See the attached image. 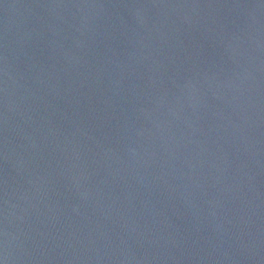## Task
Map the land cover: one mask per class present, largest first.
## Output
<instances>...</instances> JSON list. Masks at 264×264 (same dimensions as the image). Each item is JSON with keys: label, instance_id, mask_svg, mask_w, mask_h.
<instances>
[{"label": "water", "instance_id": "obj_1", "mask_svg": "<svg viewBox=\"0 0 264 264\" xmlns=\"http://www.w3.org/2000/svg\"><path fill=\"white\" fill-rule=\"evenodd\" d=\"M0 264H264V0H0Z\"/></svg>", "mask_w": 264, "mask_h": 264}]
</instances>
